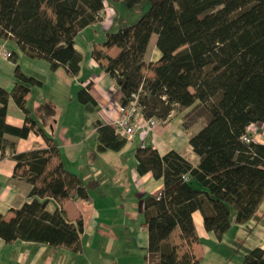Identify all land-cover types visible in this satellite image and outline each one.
I'll return each mask as SVG.
<instances>
[{"label":"trees","instance_id":"obj_1","mask_svg":"<svg viewBox=\"0 0 264 264\" xmlns=\"http://www.w3.org/2000/svg\"><path fill=\"white\" fill-rule=\"evenodd\" d=\"M140 0H125L133 6ZM104 0H0V34L10 35L30 57L44 58L49 68L79 71L82 54L75 46L79 29L101 18ZM160 56L145 62L150 37ZM116 46L112 56L107 49ZM13 54V52H12ZM100 68L113 78L120 104L135 102L140 114L167 118L175 106H193L205 124L189 137L199 161L193 165L175 149L163 154L150 143L137 146L136 170L162 178L157 194L143 195L146 252L154 264H196L198 258L168 240L173 229L186 243L197 240L192 212L200 210L203 227L221 237L233 220L247 221L264 194V143L241 138L252 122H264V0H149V8L132 24L107 31L91 50ZM10 90L0 86V154L15 160L12 176L31 186L29 200L5 219L0 214V237L79 249L83 222L69 219L63 208L46 210L48 197L86 198L92 179L82 182L61 162L51 164L55 146L18 152L5 135L25 137L36 123L25 116L20 126L5 120L12 97L24 112L25 95L41 80L14 69ZM89 84L76 98L96 105ZM50 104L44 102L42 109ZM53 110V107H50ZM99 151L119 150L127 139L109 123L94 122ZM22 168L19 173L18 170ZM184 175L188 178L184 179ZM241 264H264V251L251 248Z\"/></svg>","mask_w":264,"mask_h":264},{"label":"crops","instance_id":"obj_2","mask_svg":"<svg viewBox=\"0 0 264 264\" xmlns=\"http://www.w3.org/2000/svg\"><path fill=\"white\" fill-rule=\"evenodd\" d=\"M104 3L100 12L101 18L79 29L74 37L75 46L82 54L79 71L74 75L69 74L63 66L50 69L44 58L30 57L26 53L18 57L9 44L14 42V39L10 35L4 37L0 34V47L4 45L13 52L9 58L0 55V86L6 90L11 89L15 81L16 65L25 74L41 80V84L30 85L25 95L28 112H24L12 97L8 98L5 115L7 123L20 126L24 123L26 115L33 117L36 123L25 137L6 134L5 138L6 141L15 143V150L18 152L48 145L55 146L56 152L51 156L48 167L61 162L65 169L76 173L82 182L96 177L94 173L98 171L99 165L94 162L99 153L106 154L100 160L103 162L100 165L101 172L113 177L116 183L117 178L121 177L119 183L122 182L125 186L123 191L117 192L119 202L114 203L122 205L127 202L129 212L141 214L135 227V223L132 226L130 224L129 234H117L115 231L119 232V228L113 226L115 229L108 235L114 239L121 235L131 238L129 245L143 250L141 264H154L156 258L149 257L146 252L148 234L144 223L143 195L159 193L163 188V181L162 178L153 177L150 172L138 173L135 167V150L137 146L145 143L152 144L160 154L175 149L196 165L199 157L193 151L189 137L205 124L206 118L195 115V119L186 123L184 114L190 106H175L166 119L159 120L145 135L136 133L127 140L129 141L127 147L125 143L116 150L117 153L97 150V131L94 122L99 120L109 123L118 114L121 96L113 78L100 68L99 62L91 54V50L103 41L105 33L111 31L109 20L115 14V10L109 6L107 0ZM86 33L88 35L86 41L81 42ZM149 42L143 60L155 62L160 56V51L155 45V35L150 37ZM107 51L114 56L119 48L112 46ZM85 84H89L88 92L96 100V105H87L77 100V89L84 87ZM44 102L49 103L53 110L50 109V105L43 110L41 104ZM246 130L252 139L264 143V122H252ZM125 147L127 154L120 155ZM14 164L15 160L8 154L5 156L0 154V214L5 219L12 215V208H18L24 201L29 200L27 192L31 184L19 174L12 176ZM102 191L107 196L112 192V188L108 187ZM103 194L97 197L94 192L91 195L88 193L86 198L48 197L46 210L52 212L55 208L61 207L69 219L80 217L84 233L87 227L94 228L97 225L95 219L105 211L107 204L102 202ZM233 218L232 215V223L228 230L221 237H217L203 227L201 211L194 210L192 219L197 240L186 243L179 237L178 228L172 230L168 240L177 244L180 250H188L198 258L196 264H241L243 256L254 246H259L264 251V194L247 221L237 223ZM103 224L108 228L113 223L108 220ZM50 246L53 245L24 240L5 242L0 237V264H34L38 263L37 259L41 257L40 264H50L52 259H47L49 256L44 254Z\"/></svg>","mask_w":264,"mask_h":264},{"label":"rangeland","instance_id":"obj_3","mask_svg":"<svg viewBox=\"0 0 264 264\" xmlns=\"http://www.w3.org/2000/svg\"><path fill=\"white\" fill-rule=\"evenodd\" d=\"M107 1L109 3V6L115 10V14L109 20V25H111L109 27V30H115L121 23H135L140 18V16L149 8V0H140L133 6H128L125 0ZM87 36L88 35L86 33L84 37H82L81 42L86 41ZM13 41L14 42H9L12 50H14L15 54L18 55V57L24 56V52L20 49L19 45L15 42V40ZM148 44L150 45V42H148ZM87 105H90V103H87ZM196 112L197 111L193 110V106H190L184 114V122H191L193 119H195L194 117ZM128 142L129 141L126 142V147L128 145ZM126 147L124 148V150H122L120 155L127 154L128 151ZM107 153L117 152L116 150H108ZM99 154L100 155L94 162L95 164L99 165L98 171L94 173L96 177H91L93 179H96L98 183L96 181L95 185L88 189V193L89 195H91L94 192L96 193L97 197H100L101 193L103 194L102 190L107 189L108 187L112 188V192L109 195L106 196L103 194L104 200L102 202H105L107 204L106 208L104 209L105 211H103L100 217L95 219L97 225L94 226V228L87 227L84 233H82L79 240L80 246L77 251L71 250L69 247L64 245L50 246L49 250H45L44 254H47L49 256L47 257V259H52L50 264H141L142 249L138 247L135 248V246L133 247V245H129V240L131 238L128 239L127 237L121 235L118 239H114V237L108 235V233H111V231L116 227L119 228V232L115 231V233L129 234L131 230L130 224L132 226V224L135 223V227L139 223L141 214H139V212H129L127 202H124L122 205L114 203L119 202L117 201V192L123 191V188H125V186L122 184V182L119 183L121 177L117 178L116 183L113 177L106 175V172H101L100 165L103 162H101L100 160L103 159L106 154ZM21 170L22 168H20L18 172L20 173ZM111 204H113V206ZM108 220H110V223L113 224L107 228L103 223H106ZM113 226L115 228H113ZM177 248L181 253L182 250H180L179 247ZM41 261L42 257L38 258V263L34 264H40Z\"/></svg>","mask_w":264,"mask_h":264},{"label":"built area","instance_id":"obj_4","mask_svg":"<svg viewBox=\"0 0 264 264\" xmlns=\"http://www.w3.org/2000/svg\"><path fill=\"white\" fill-rule=\"evenodd\" d=\"M0 55L4 58H9L12 56V51L2 45L0 47ZM132 96L134 99L131 102L125 105L119 104L118 114L109 122L115 131L127 140L132 138L136 133L145 135L159 122V120L153 116L146 117L140 114L135 102L136 95L132 93ZM241 138L245 141L250 140L248 130L241 135ZM183 177L184 179L188 178L187 175Z\"/></svg>","mask_w":264,"mask_h":264}]
</instances>
